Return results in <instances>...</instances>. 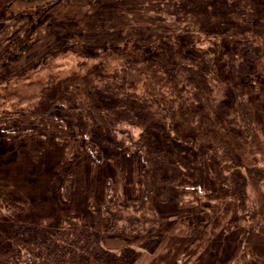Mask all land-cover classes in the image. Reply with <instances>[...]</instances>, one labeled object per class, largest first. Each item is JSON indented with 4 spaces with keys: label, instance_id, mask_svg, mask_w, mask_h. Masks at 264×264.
Here are the masks:
<instances>
[{
    "label": "rangeland",
    "instance_id": "rangeland-1",
    "mask_svg": "<svg viewBox=\"0 0 264 264\" xmlns=\"http://www.w3.org/2000/svg\"><path fill=\"white\" fill-rule=\"evenodd\" d=\"M38 5L0 0L1 231L6 234L19 219L51 230L90 227L102 238L109 224L103 206L110 182L120 194L118 204L142 202L164 226L182 220L201 228L219 208L232 211V229L209 237L192 259L186 251L172 264H264V184L249 178L256 214L242 215L239 200L208 197L215 186L208 172L214 144L228 147L253 176L258 169L264 174V117L256 115L244 138L179 118L182 124L174 126L180 128L171 133L151 123L154 138L143 147L94 150L64 120L61 104L34 113L42 97L27 85L41 78L51 94H59L88 75L114 70L126 57L113 50L119 26L116 39L131 44L159 41L165 31L185 27H219L226 36L250 31L255 51L262 53L264 0H42ZM210 37L202 34L208 42ZM7 199L23 204L25 213L9 212ZM21 242L13 234L11 243Z\"/></svg>",
    "mask_w": 264,
    "mask_h": 264
},
{
    "label": "trees",
    "instance_id": "trees-1",
    "mask_svg": "<svg viewBox=\"0 0 264 264\" xmlns=\"http://www.w3.org/2000/svg\"><path fill=\"white\" fill-rule=\"evenodd\" d=\"M26 1L38 5L42 0ZM118 29L121 34V26ZM119 33L113 50L126 57L114 70L88 75L59 94L50 93L47 81L31 80L27 85L38 88L36 97H42L32 111L61 104L64 120L84 134L94 150L143 147L154 138L148 132L151 123L162 124L171 133L180 128L175 122L185 120L244 138L256 115L264 117V48L262 53L255 51L250 31L226 36L219 27L209 31L185 27L165 31L159 41L132 44L116 39ZM205 33L210 42L202 38ZM208 155V172L215 183L208 197L239 200L242 215L256 214L248 183L252 176L264 184L261 169L253 176L254 170L221 144L212 145ZM119 197L108 182L103 212L109 224L102 238L90 227L51 230L16 219L6 234L0 229V264H172L186 251L191 259L197 256L209 237L235 225L232 211L219 208L201 228L193 229L182 220L164 226L159 216L148 214L144 203L121 205L116 202ZM6 207L15 215L26 211L23 204L8 199ZM147 208L154 210L152 205ZM15 233L21 243H11Z\"/></svg>",
    "mask_w": 264,
    "mask_h": 264
}]
</instances>
